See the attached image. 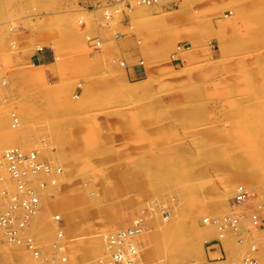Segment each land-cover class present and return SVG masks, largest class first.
<instances>
[{
  "label": "rangeland",
  "instance_id": "rangeland-1",
  "mask_svg": "<svg viewBox=\"0 0 264 264\" xmlns=\"http://www.w3.org/2000/svg\"><path fill=\"white\" fill-rule=\"evenodd\" d=\"M9 148L51 170L30 174L37 210L19 242L0 233V264H99L138 218L139 264H264V0H0ZM13 196L0 165L1 210Z\"/></svg>",
  "mask_w": 264,
  "mask_h": 264
},
{
  "label": "built area",
  "instance_id": "built-area-1",
  "mask_svg": "<svg viewBox=\"0 0 264 264\" xmlns=\"http://www.w3.org/2000/svg\"><path fill=\"white\" fill-rule=\"evenodd\" d=\"M137 4H152L157 0H134ZM98 44V42H97ZM0 165L7 167L13 180L16 182L21 192L26 196H13L8 204V210L0 209V233H3L9 241L19 242L20 233L29 225L31 215L37 210L39 197L34 190L26 189V184L31 173L37 171H50V167L39 160L35 152L24 153L17 148H9L0 159ZM248 193L244 187H238L233 196L234 204L240 203L247 197ZM21 206L24 213L17 217L13 210ZM59 219V216H56ZM227 224L234 226L236 220L230 218ZM143 219L138 218L135 222L114 233L107 234L108 254L99 260V264H139V254L135 243V237L142 232ZM27 244L35 250L34 241L27 238ZM37 253V250H35ZM252 263V262H250Z\"/></svg>",
  "mask_w": 264,
  "mask_h": 264
},
{
  "label": "crops",
  "instance_id": "crops-1",
  "mask_svg": "<svg viewBox=\"0 0 264 264\" xmlns=\"http://www.w3.org/2000/svg\"><path fill=\"white\" fill-rule=\"evenodd\" d=\"M126 0H63L72 3L73 13L84 12L85 14H99L105 7H117ZM130 3H127L129 5ZM217 254V250H213ZM218 258V257H217ZM215 262L218 260L213 259ZM211 261V256L207 254V262Z\"/></svg>",
  "mask_w": 264,
  "mask_h": 264
},
{
  "label": "bare ground",
  "instance_id": "bare-ground-1",
  "mask_svg": "<svg viewBox=\"0 0 264 264\" xmlns=\"http://www.w3.org/2000/svg\"><path fill=\"white\" fill-rule=\"evenodd\" d=\"M30 177V176H29ZM28 185V184H27Z\"/></svg>",
  "mask_w": 264,
  "mask_h": 264
}]
</instances>
